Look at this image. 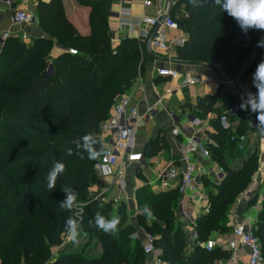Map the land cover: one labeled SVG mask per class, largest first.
<instances>
[{
  "label": "trees",
  "instance_id": "1",
  "mask_svg": "<svg viewBox=\"0 0 264 264\" xmlns=\"http://www.w3.org/2000/svg\"><path fill=\"white\" fill-rule=\"evenodd\" d=\"M76 1L88 8L89 33L85 36L65 18L61 0L37 6L35 16L40 28L65 49L52 61L50 73L46 74L50 40H37L27 46L7 39L0 51V264H46L50 260L51 248L60 244V236L66 231L65 221L73 215L59 207L65 198L63 189L71 187L77 193V203L85 204L89 187L98 184L94 165L101 155L88 159L76 142L90 134L97 140L94 148L102 154L101 124L109 116L115 96L126 92L143 70L144 41L125 38L112 48L108 38V0ZM168 17L176 21L186 37L176 51L182 62L228 68L262 53L257 42L264 38V30H249L245 35L214 0H201L196 6L191 0H171ZM68 50L76 55H70ZM218 130V146L211 153L216 162L224 165L226 160L241 156L239 138L246 129H238L235 136L221 127ZM246 159L242 168L235 170L229 164L224 169L226 176L217 195L209 197V212L195 224L199 242L211 232L228 230L230 207L256 168V150ZM58 161L64 163L65 173L48 190V172ZM143 201V208H149L154 220L147 233L155 237L162 261L213 264L227 259L228 253L221 249L210 253L199 247L189 254L183 251L184 236L176 230L179 225L172 214L174 193ZM82 209L89 213L81 225L89 230V237L100 242L102 254L91 259L61 255L55 264H143L142 248L137 244L129 247V230L121 225L120 211L116 214L117 231L105 233L97 228L94 218L99 214L111 219L110 205L92 201ZM139 221L145 222L143 217ZM254 234L264 259V195Z\"/></svg>",
  "mask_w": 264,
  "mask_h": 264
},
{
  "label": "crops",
  "instance_id": "2",
  "mask_svg": "<svg viewBox=\"0 0 264 264\" xmlns=\"http://www.w3.org/2000/svg\"><path fill=\"white\" fill-rule=\"evenodd\" d=\"M49 2L50 0L0 1V37L4 33H8V39L21 41L27 46L42 39L52 42L47 60L49 68L46 74L50 73L52 61L65 53V49L60 46L55 38L43 32L35 16L37 6ZM142 2L143 0H108V14L128 12L123 15L124 20L122 21V23H126V26H120L121 20L114 19V17L108 18L107 16L108 38L112 48L116 47L125 38L138 40L137 28L131 30L129 26H134L141 16L151 18L158 11L169 16L171 10L169 0H153V4L149 8L143 7ZM61 5L65 18L76 31L81 36L88 35V8L80 6L76 0H61ZM16 11L30 13L33 16V22L12 25L10 17ZM180 38L186 40L185 35L179 30L171 31L168 35L166 52L160 53L152 49H150L149 54L145 52L146 58L141 74H144V76L137 77L131 88L121 96L128 99L131 107L136 108L140 114L146 109L154 107L159 99L162 100L159 101L157 115L153 120L147 124L140 123L135 129V149L141 153L147 166L138 168L136 165H125L123 163V166H125L122 177L124 187L121 190L117 189L116 179L101 180L97 178L100 186L109 191L108 195L101 196L100 202L109 204L110 208H113L115 216L120 211L121 225L129 230V247L132 248L137 244L141 249L142 235L147 233V228L154 223V220L143 212V205H145L143 198L154 199L165 194L174 193L175 201L172 214L175 223L179 225L176 230L184 236L183 251L189 254L195 247H199L204 251V243L207 240H213L216 246L215 249H221L227 253L226 244L231 238L232 223L235 219L250 222L254 230L256 214L264 195V176L260 178L257 175L260 168V159L264 155V127L260 126L256 113L241 110L240 114L229 118L230 134L235 136L238 129L242 131L246 129L244 135H242L243 137L239 138L238 149L242 151L241 156L237 159L226 160L224 165H220L212 158L211 149L218 146V128L221 127L219 117L236 102L234 88L223 84V82L244 83L247 85L249 92L255 94L256 89L252 86V74L257 64L261 59H264V49H262L259 57H252L250 61L241 64L235 70H231L218 64L178 60L176 51L183 46L177 43ZM161 68L175 69L181 75H188L193 79H198L199 82L193 86H180L178 80L158 77L156 72ZM168 90L172 94L164 96ZM111 112L112 108L109 116ZM188 115H193L199 120L200 126L198 128H192L189 125L186 120ZM172 116H176L178 122H174ZM194 137L202 141L210 156L207 159L199 155L190 157L189 163L196 169L194 174L195 192L186 190L181 194L176 189V183L163 184L160 181V176L168 165L179 170L185 168L184 158L186 155L184 150L190 139ZM255 150L256 168L250 174L247 186L237 193L230 207L226 223L228 230L223 233L211 232L205 241L199 242L195 224L200 217L209 212V197L217 195L218 187L222 182L217 181L215 178L216 171L221 169L224 176H226L224 169L229 164L235 170L242 168L247 160L246 157ZM248 189H251L247 194L249 196L244 197ZM253 201L254 203H252ZM179 203L185 207V219H181L177 215L176 209ZM140 217H143L144 223L139 221ZM58 258V251H53L50 260L46 264H55ZM142 261L143 264H154L153 260L145 255L142 257ZM218 261L220 260L214 261L213 264ZM160 264H164L161 258Z\"/></svg>",
  "mask_w": 264,
  "mask_h": 264
},
{
  "label": "built area",
  "instance_id": "3",
  "mask_svg": "<svg viewBox=\"0 0 264 264\" xmlns=\"http://www.w3.org/2000/svg\"><path fill=\"white\" fill-rule=\"evenodd\" d=\"M4 1V0H0ZM153 0H143L142 6L145 8L151 7ZM127 11L123 13L115 12L109 13L108 18L114 17V19L121 20L120 26H126V23H122L124 20L123 15L127 14ZM164 14L158 11L154 17L146 18L141 16L139 21L134 26H129L131 30L135 27L138 30L137 38L141 41H146L151 30L158 25V29L152 37L149 47L160 53L167 51L168 35L171 31H178L177 24L173 22L167 15L161 23L159 19ZM12 25L30 24L33 22V16L26 11H16L10 17ZM9 34L4 33L0 37V51L8 39ZM25 38V37H23ZM177 43L181 46L184 43V39L180 38ZM70 55H76L73 50H68ZM158 77H164L171 80H178L180 86H193L198 83V79H193L188 75H181L179 71L175 69L161 68L156 72ZM225 85H229L234 88V95L236 102L231 105L220 117L219 123L223 130H230L229 118L240 114L241 109L239 107L242 102V98L246 97L249 93V89L244 83L233 84L231 82H223ZM170 90L165 92L164 96L171 95ZM162 99H159V101ZM154 107L146 109L143 113H139L136 108L131 107L130 101L126 98L119 97L114 100L112 106L111 115L102 123L100 127L101 135L103 138V151L94 165V172L98 179L101 180H114L117 181V189L121 190L124 187L122 182L123 172L125 165H136L138 168H145L147 166L145 159L141 153L135 149V129L140 123L147 124L153 120L157 115V107L160 102ZM174 122H178L176 116L171 117ZM186 120L192 128H198L200 126L199 120L193 116H186ZM185 168L179 170L173 166H166L161 173V183H176V189L179 193L183 194L186 190L195 192V177L196 169L189 163L191 156H201L202 158H209V152L203 146V143L197 137L191 138L187 144L185 150ZM257 175L260 178L264 176V155L260 159V168L257 171ZM217 181L224 179V173L221 169H218L215 173ZM253 187V186H252ZM251 189H248L244 197ZM195 196V195H194ZM177 215L181 219L186 218V211L183 204L179 203L176 209ZM215 242L213 240H207L203 249L206 253H210L215 249ZM226 250L228 257L226 260H220L215 264H264L261 247L257 237L254 234L252 224L250 222L239 221L235 219L232 223L231 238L226 244ZM142 253L143 255L150 257L154 264H160L161 253L159 249L155 247V237L150 234L144 233L142 235Z\"/></svg>",
  "mask_w": 264,
  "mask_h": 264
},
{
  "label": "clouds",
  "instance_id": "4",
  "mask_svg": "<svg viewBox=\"0 0 264 264\" xmlns=\"http://www.w3.org/2000/svg\"><path fill=\"white\" fill-rule=\"evenodd\" d=\"M193 6L201 3V0H191ZM216 5H219L220 10L233 18L237 26L245 35L249 30H264V0H214ZM257 47L264 49V38L257 42ZM252 86L256 89V93L251 92L242 98L239 107L241 110H249L257 114V119L260 126L264 127V59L257 64L254 73L252 74ZM77 147H81L90 160H95L101 155V151L94 148L97 140L90 134H85L76 142ZM68 155L72 154L71 148L67 150ZM65 173V165L63 162H55L48 172L46 188L52 190L55 187V182L58 176H63ZM65 198L59 203L62 210L73 213L72 216L65 221L66 232L76 239L78 236L79 225L74 217L80 215V205L77 203V193L71 187L63 189ZM143 212L151 217L152 213L147 206ZM95 224L97 228L105 233H115L119 219L113 217L106 219L104 216L97 214L95 216Z\"/></svg>",
  "mask_w": 264,
  "mask_h": 264
},
{
  "label": "rangeland",
  "instance_id": "5",
  "mask_svg": "<svg viewBox=\"0 0 264 264\" xmlns=\"http://www.w3.org/2000/svg\"><path fill=\"white\" fill-rule=\"evenodd\" d=\"M172 21L176 23V21H174V20H172ZM230 49H232V48H230ZM240 65L241 64H239L237 66L234 65V66L228 67V68H230L231 70H235L238 67H240ZM141 74H142V72H141ZM143 76H144V74L141 75V77H143ZM133 83H132V85H133ZM5 87L7 88V86H5ZM9 88H10V86H9ZM121 96L122 95H116L115 99L119 98ZM113 104H114V101H113ZM101 138L103 140V138H104L103 134L101 135ZM95 178H96V181L98 182V184L89 187L88 193L90 196H88V198H87L88 203H90L92 201L100 202L102 195H108L109 194L108 189L106 190L104 187H101L96 176H95ZM88 203H85V204L84 203H78L80 205V215H79V217H74L77 220V223L79 225L77 238L75 240L72 239V237L65 231L60 236V244L56 247H52L50 252L53 253V251H55V252L58 251L59 257L61 255H65L68 257H75V256L84 257L86 259L98 258L102 254V252H100V251H102V247H101L100 242L98 240L92 238V237H89L90 236L89 230L82 226L84 221H85L84 215L89 213L87 211H84V209H82V208L85 207L86 204H88ZM109 210H110L109 215H111V217L115 216V213L113 212V208H110ZM92 234L95 235L96 233L93 232ZM59 251H61V252L59 253ZM162 263L168 264V262H166L164 260L162 261ZM20 264H22V262Z\"/></svg>",
  "mask_w": 264,
  "mask_h": 264
},
{
  "label": "water",
  "instance_id": "6",
  "mask_svg": "<svg viewBox=\"0 0 264 264\" xmlns=\"http://www.w3.org/2000/svg\"><path fill=\"white\" fill-rule=\"evenodd\" d=\"M169 3H171V0H169ZM164 18H165V15H164L162 18L159 19V23H161V22L163 21ZM157 29H158V25H156V26L151 30V32H150L148 38H147L146 41H145V52H146L147 54L150 53V47H149V44H150V41H151L152 37L154 36L155 32L157 31Z\"/></svg>",
  "mask_w": 264,
  "mask_h": 264
}]
</instances>
